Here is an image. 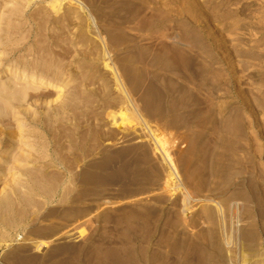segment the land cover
I'll return each mask as SVG.
<instances>
[{"label": "rangeland", "instance_id": "374dc122", "mask_svg": "<svg viewBox=\"0 0 264 264\" xmlns=\"http://www.w3.org/2000/svg\"><path fill=\"white\" fill-rule=\"evenodd\" d=\"M78 1L0 3L25 8L6 58L69 82L48 106L59 89L28 91L42 152L19 157L14 121L1 125L0 264H191L200 251L208 264H264V0ZM106 63L119 76L131 64L136 85L122 73L118 87ZM121 107L139 126L114 124Z\"/></svg>", "mask_w": 264, "mask_h": 264}, {"label": "bare ground", "instance_id": "6f19581e", "mask_svg": "<svg viewBox=\"0 0 264 264\" xmlns=\"http://www.w3.org/2000/svg\"><path fill=\"white\" fill-rule=\"evenodd\" d=\"M63 1L64 0H51L50 2V6L51 8L56 11V12H59L62 10V4H63ZM263 1V0H262ZM4 2V0H0V3ZM15 2V1H14ZM18 2V1H17ZM33 2V0H32ZM73 2V4H78V3H81L80 1L78 0H70V3ZM49 3V1H48ZM8 3H5V7L3 8V10L1 11V14H0V64H1V71H0V129L2 128L1 125L5 122L6 118H10L11 120L14 121V124H15V135L17 136L18 140H19V144H20V147H19V154L21 158H27L29 157V155L31 156L32 152H42L44 150V146L41 144V138H39L38 136H36L34 134L35 130L37 129H34L31 122L33 123V121L29 122L28 120V117H36L38 114L36 111H33L32 110V107L31 105H28V103L26 102V97H27V94H28V91H32V92H38V91H41V90H57L59 89V92L57 93V97L52 99V100H49V101H46L45 103L48 105L50 104H53V103H57L61 101L62 99V92H63V87L59 86V82H62L64 83L65 87L67 85H69V82H65L64 79H63V72L61 70L59 71H56L54 72L53 74L50 73L51 70H50V67L51 66H48V64H44L40 61H36V62H32V63H29V59L28 58H25L24 57H20L19 59H16V60H10L8 58H6V55H7V47L9 46V43L11 44L12 41H11V37H12V34H13V31L12 30H15V28H13V25L14 23L12 24L11 26V21L15 18L16 20H20L21 17H23V14L25 13V8L21 7L19 4H16V6L14 8H8L7 6ZM72 5V3H71ZM13 6H14V3H13ZM12 6V7H13ZM70 7V6H69ZM69 9V8H68ZM188 9H189V6H188ZM193 9V8H192ZM191 10V9H190ZM132 11V10H131ZM195 11V9H194ZM70 15L73 14L72 11H69ZM134 14L136 15V9H134ZM189 14V13H188ZM190 14H191V11H190ZM194 15H196V13L194 12ZM198 17V16H197ZM195 18V16H194ZM75 19V18H74ZM15 21V20H14ZM41 23V22H40ZM136 23V22H135ZM15 26V25H14ZM18 27V26H17ZM17 29V28H16ZM213 30V29H212ZM17 31V30H16ZM14 31V32H16ZM214 32V31H213ZM81 33V32H80ZM92 33V32H91ZM84 34V33H83ZM16 35V34H15ZM117 36V35H116ZM121 36V35H120ZM124 35H122V39H123ZM218 40V39H217ZM15 41V40H14ZM126 43L128 41V39L126 38ZM124 43V42H123ZM12 45V44H11ZM217 45V44H216ZM219 46V45H218ZM1 50H3V52H1ZM222 51V50H221ZM166 52V51H165ZM3 53V54H2ZM168 53V52H167ZM162 54V53H161ZM170 54V53H169ZM58 54H56L57 56ZM106 55V54H104ZM171 55V54H170ZM177 57V56H176ZM182 57V56H181ZM137 59V58H136ZM169 59V58H168ZM186 59V58H185ZM134 60V59H133ZM172 60V59H171ZM176 60V59H175ZM174 60V61H175ZM180 60V59H179ZM132 61V59L130 60ZM178 61V60H177ZM4 63V65H3ZM174 63V62H172ZM176 63V62H175ZM182 63V62H181ZM170 64V63H169ZM177 64V63H176ZM175 64V65H176ZM183 64V63H182ZM185 64V63H184ZM127 65V64H126ZM131 65V64H130ZM125 66L123 67V70H121V72L126 74L125 77H127L126 81L128 80V82H132L133 84L131 85H136L137 83V80H135L134 77L131 72V69L129 66ZM174 65V64H173ZM174 65V66H175ZM179 66V65H177ZM105 67L107 69H109L113 76H114V80L116 82V85L118 87H120L122 89V87L124 86V80L125 78L123 77L122 73L121 75L119 76L118 74H116V70H115V66L111 65V64H108L106 63L105 64ZM128 67V68H127ZM126 68V69H124ZM183 68V67H182ZM133 69V68H132ZM232 69V68H231ZM4 75V76H3ZM134 77V78H133ZM124 78V79H123ZM129 78V79H128ZM129 84V83H128ZM126 86V85H125ZM124 86V87H125ZM126 88V87H125ZM47 90V91H48ZM127 93V91H126ZM124 92V94H126ZM125 99L124 101H122V103H125V104H129L131 103V99H130V96L129 94L127 93L126 95H124ZM118 98V97H117ZM67 102V101H65ZM64 103V102H63ZM62 104V103H61ZM65 105H68V104H65ZM128 105V106H129ZM59 106V104H58ZM60 107V106H59ZM65 107V106H64ZM67 107V106H66ZM65 107V108H66ZM126 107V106H125ZM132 107V106H131ZM63 108V109H65ZM58 109V108H57ZM60 110V109H59ZM61 111V110H60ZM55 113V112H54ZM119 117L120 119V126H124L123 128H126L127 126L130 128H135L136 126H139L138 124L139 123V117H138V114H137V111H135V109L132 110V112H130V109L129 108H126L124 109L123 107H121L119 109V113L118 115H116L115 113L114 114H111V118L113 119L114 121V124L117 123V118ZM57 118V117H56ZM37 123L41 124L42 121L40 119H37ZM52 121V120H51ZM48 120V122H51ZM48 122H46L47 124L45 126H48ZM45 124V122H44ZM50 124V123H49ZM54 125L56 123H53ZM34 125V124H33ZM52 125V123H51ZM52 125V126H54ZM38 126V125H37ZM50 126V125H49ZM41 126H39L40 128ZM37 128V127H36ZM60 128V126H59ZM5 129V128H4ZM41 129V128H40ZM49 129V128H48ZM51 129V132H53L55 135V132H58V130L56 129V126H55V132L52 130V127L50 128ZM57 130V131H56ZM129 130V129H128ZM135 130V129H134ZM9 132V131H3L2 129L0 130V132ZM41 132V131H40ZM49 132V131H48ZM3 133H0V134H3ZM11 134V133H10ZM46 134V133H45ZM49 134V133H48ZM153 134V133H152ZM57 135V134H56ZM59 135V134H58ZM3 136V135H2ZM41 136V134H40ZM96 136V135H95ZM97 136H99L97 134ZM96 136V137H97ZM126 136V135H125ZM128 136V135H127ZM9 137H13L12 136H9ZM46 136H44L45 138ZM2 138V137H1ZM43 138V139H44ZM13 139V138H12ZM43 139H42V142H43ZM47 137L45 138V141H46ZM96 139V138H95ZM99 139V138H98ZM155 141H156V146H155V149L157 151H159L163 157V159L165 160L166 164H168V169H169V172H171L172 175H167V184L169 185H173L175 186V188H179L180 185L178 184V181L176 180L177 178H179L178 176V172L176 171V167L174 165V162L173 160L171 159V157L168 155V152L166 151V148H165V145L162 141V139H157L155 138ZM17 140V141H18ZM48 142V140H47ZM2 143V142H1ZM0 143V144H1ZM45 144H47L45 142ZM18 145V144H17ZM48 145H49V142H48ZM48 150V149H47ZM45 150V151H47ZM84 151V150H83ZM85 152V151H84ZM91 153V152H89ZM126 153V152H125ZM39 154H42V153H39ZM44 154V152H43ZM42 154V155H43ZM86 154V153H85ZM124 154V153H123ZM123 154L121 155L120 154V157L118 158H122ZM8 156V152L7 151H3L1 154H0V174L3 173L6 169H8V167H5V165L3 164V161L4 159H6ZM44 156V155H43ZM125 156V155H124ZM11 157V156H10ZM13 157V156H12ZM39 159L41 157L37 156ZM80 157V156H79ZM12 159V158H11ZM38 159V160H39ZM15 160V159H14ZM25 160V159H24ZM123 160V159H122ZM135 160V162H137L136 160L137 159H133V161ZM17 162H20L19 159L16 160ZM132 161V162H133ZM15 162V163H17ZM10 163V162H9ZM13 163V162H11ZM123 163V162H122ZM128 163V162H127ZM21 165L23 163H20ZM102 164V165H101ZM100 165L102 166V170H109L110 169V162H104V163H101ZM112 164V163H111ZM125 164V163H124ZM12 165V164H11ZM16 165V164H15ZM122 165V164H121ZM127 165V164H126ZM134 166V165H133ZM18 167V166H17ZM101 168V167H100ZM114 168V167H113ZM127 168L128 166H124L123 167L121 166V170H119L120 173H126L127 171ZM10 169V167H9ZM8 169V170H9ZM130 169V167H129ZM15 171V168L14 170ZM113 172V171H112ZM115 172V171H114ZM128 173V171H127ZM114 174V173H113ZM175 175V176H174ZM173 176V177H172ZM17 181V178H15L14 180H11V182H7L5 184V188H3V192L6 193L7 191V188H12L13 186H15V183ZM38 181V180H37ZM40 181V180H39ZM56 182V181H55ZM44 184H41L38 183V186H40L39 189L42 190V192H44L46 190V187L45 185L43 186ZM53 185V184H52ZM170 186V187H171ZM168 187V186H167ZM5 189V190H4ZM13 189V188H12ZM173 189V188H172ZM180 189V188H179ZM55 190V188H54ZM175 190V189H174ZM6 191V192H5ZM53 192V191H52ZM3 193V195H4ZM49 193V192H48ZM2 195V194H1ZM1 200V198H0ZM31 201V200H30ZM6 201H3L2 203H0V208L3 210V209H7L9 208V203L7 201V203H5ZM184 204V203H183ZM11 207V205H10ZM184 210V209H183ZM4 211V210H3ZM7 211V210H6ZM139 214V213H138ZM141 214V213H140ZM125 217V216H124ZM118 218V217H117ZM117 218L116 219V222H117ZM122 218V217H121ZM111 219V218H110ZM8 220V218H7ZM11 220V221H10ZM9 220V222L12 224L13 223V226H15L16 224V220L15 218H11ZM124 221V219H123ZM5 222V220H4ZM3 222V223H4ZM7 222V221H6ZM119 222V221H118ZM2 223V225H3ZM8 223V222H7ZM197 246V245H195ZM194 249V245L193 247H191V249ZM189 249V248H187ZM186 249V250H187ZM199 250V249H198ZM200 251V250H199ZM3 253V252H2ZM2 253L0 255H2ZM195 254V253H194ZM193 254V256H194ZM199 254V256H197ZM206 253L203 252V251H200L199 253H196L195 257L196 258H193L191 257V259L193 260L191 264H208L207 263V260H206V257L204 256ZM113 256V255H112ZM114 258V257H113ZM190 259V261H191ZM244 264H246V262H244Z\"/></svg>", "mask_w": 264, "mask_h": 264}]
</instances>
